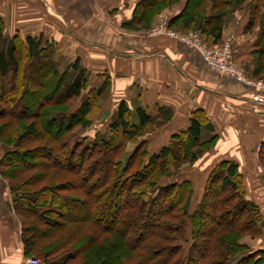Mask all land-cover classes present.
Here are the masks:
<instances>
[{
  "label": "trees",
  "instance_id": "trees-1",
  "mask_svg": "<svg viewBox=\"0 0 264 264\" xmlns=\"http://www.w3.org/2000/svg\"><path fill=\"white\" fill-rule=\"evenodd\" d=\"M245 1L185 0L167 26L199 30L205 41L217 44L226 12L216 9ZM251 1L249 27L254 12L264 9V0ZM179 2L141 0L121 28L147 29L157 13ZM207 7L218 12L208 16ZM257 45L258 60L249 74L261 78L264 25ZM55 52V44L41 36L7 38L0 19V145L11 148L0 159V176L12 195L23 257L40 264H264V251L251 244L263 233L264 219L245 197L237 164L221 161L208 172L201 199L189 213L190 181L161 185L178 162L197 161L216 142V137L201 140L211 131L204 114H193L186 133L149 154L142 139L158 123L121 101L106 136L87 143L76 129L93 125L108 82L88 89L79 59L59 73ZM158 114L162 123L171 120L165 110ZM130 142L134 147L122 157Z\"/></svg>",
  "mask_w": 264,
  "mask_h": 264
},
{
  "label": "crops",
  "instance_id": "crops-1",
  "mask_svg": "<svg viewBox=\"0 0 264 264\" xmlns=\"http://www.w3.org/2000/svg\"><path fill=\"white\" fill-rule=\"evenodd\" d=\"M184 1L160 12L168 16L167 23L179 15ZM140 2L0 0V19L6 30L14 28L11 37L16 33L24 38L41 36L43 42H53L58 53L72 58L71 62L79 59L88 73V89L108 82L107 100L101 103L99 112L106 126L121 101L131 111L145 110L158 123L154 126L157 129L142 139L149 154L169 145L173 135L186 133L193 114L203 113L211 131L204 132L201 140L216 137V142L201 154L207 157L199 172L206 171L207 176L221 161L237 164L245 197L258 206L264 219V151L259 153L264 142V100L252 102L251 88L209 70L201 56L186 46L174 41H150L140 32L122 29ZM248 22V13L232 14L222 29L221 40L230 39L235 62L253 71L262 29L258 22L253 27L247 26ZM159 110L171 114V120L162 123L157 118ZM8 190L0 176V264H26L20 236L18 243L13 242L19 225L15 227L17 221L7 203ZM196 198L200 199L199 195ZM252 247L264 251V230Z\"/></svg>",
  "mask_w": 264,
  "mask_h": 264
},
{
  "label": "rangeland",
  "instance_id": "rangeland-1",
  "mask_svg": "<svg viewBox=\"0 0 264 264\" xmlns=\"http://www.w3.org/2000/svg\"><path fill=\"white\" fill-rule=\"evenodd\" d=\"M181 1L182 0H180V2ZM250 2H252V1L251 0H246L244 3H242L240 5V7H235L233 5H229L226 8L216 9V10H220L222 12L223 11L226 12L224 17H223V19H222V23H221L222 29L224 28V25L227 23L228 19L231 18L232 14H234L236 12H241V11L246 12V13L249 14V12H247V11H249V7H250V5H252V4H250ZM212 11L213 12H218V11L211 10V7H207L205 9L204 13H207V15L210 16L212 14ZM263 13H264V9L263 8H261V10H257V11L254 12V19L252 21L253 26H255V24H257V22H258L260 24V26H261V29H262V25H264V18H262L261 15ZM167 17L168 16H165L164 14H161L160 12L157 13L154 16L155 20L153 21L154 18H152L148 28L141 30L140 31V35L141 36L143 35L144 37H146L150 41H155V42H156V40L157 41H165V42H173L174 40L170 36L171 34H173L174 36L185 37L188 41L193 42L197 46H201L204 49H206L208 52H210L212 54V56L214 55V59H213L214 64L218 60V58H217L218 55H219L220 58H224L222 56V53H223V51L225 49L224 48L225 45L227 43H231L232 44V41L227 38V39H224V40H220V42L217 43V44L211 45L207 41H205L204 35L199 30L198 31H193L190 28H186L184 30H180L179 24L169 28L167 26ZM13 29L14 28H12L10 26L7 27V30L5 29V33H6V37L7 38L10 37L11 35H13ZM71 57H72V55H71ZM71 59L72 58H69L66 55L63 56L62 54L58 53V51L55 52L53 57H52V60L54 62L58 63V69L57 70H58L59 73H61L69 64H71V61H70ZM21 60L23 61V63H22V66H23V64H25L27 62L24 53H23V56L21 57ZM219 67H223V66H219ZM230 67L234 71H238V72L243 73L246 78H248V79H250L252 81H255V82H257L259 80L264 81V75L261 78L251 77L250 74H249L250 69L247 66H245V65H242V66L238 65L235 62L234 59H233V61L230 62ZM7 75H8L9 82H11V79L14 77L12 75L11 71H8ZM106 100H107V97H105V99H101V101L98 103L99 109H98V111H96L95 114L92 115L93 116L92 117L93 125L90 128H88L87 130L76 129L78 131L77 133L79 134V136L81 138L83 136H87L86 137L87 143L94 141V139L101 138L102 136H106V134H107L106 122H105V120L102 121V117L99 115L101 103L106 102ZM77 105H78L77 100H74L71 106L72 107H76ZM156 129H157V127L156 128L154 127L149 132L155 131ZM95 131H97V132H95ZM89 132H91L90 134H92L94 136L93 137L89 136V134H88ZM94 132L97 133V134H95ZM134 144H135L134 142H130L128 145L125 146V150L123 151L122 157H125V153H128L134 147ZM214 145H215V143H214ZM213 146L209 147V149L213 148ZM148 148L149 147H147V149ZM10 149L11 148L9 146L0 145V159L2 158L3 154L6 151L10 150ZM203 152H206V151H203ZM206 157L207 156L201 155L199 157V159L197 161H195V162H191V161L178 162V164L175 165L174 168H171V170L174 173V175L172 177H169V179L170 178H174L176 176L175 178L177 180H181V179L182 180H189L190 184H192V188H193V192H192V195H191L192 196V200H190L188 213L192 211V209L196 206V203H198L200 201V199H201V198L200 199L196 198V196L199 195V197H201V195L203 193V188H204V184L203 183H204V179H205V176H206V174H205L206 171L199 172V167L201 166L202 162H204V159ZM27 160H29V162L32 163V164L34 163V161L37 162V160L35 158H28ZM261 168H263V170H264V164L261 165ZM166 183H167L166 181H163V182H161V185L162 184H166ZM7 187H8V185H7ZM6 195H7V198H8V200H7L8 202L7 203L9 204V207L11 208L12 195L10 193V190L7 191ZM12 217H14V221H17V222H14V225L17 228L18 225L20 226V224H19V221L16 220L14 212H13V216ZM19 236H20V232H18V233L15 232V238L13 239L14 240L13 242L16 241L18 243ZM251 244H253V243L251 242ZM14 245H15V243H14ZM187 246L188 245H184V249L187 248ZM17 251H18V254H17ZM17 251H16L15 256L19 255V249ZM28 259H31V258H28ZM36 260H38V264L41 263L40 259H36Z\"/></svg>",
  "mask_w": 264,
  "mask_h": 264
},
{
  "label": "built area",
  "instance_id": "built-area-1",
  "mask_svg": "<svg viewBox=\"0 0 264 264\" xmlns=\"http://www.w3.org/2000/svg\"><path fill=\"white\" fill-rule=\"evenodd\" d=\"M170 36L175 42L182 44L184 47L186 46L187 48L193 50L198 56H201L209 70L216 72L226 78L232 79L236 83L244 85L245 87L251 88L254 91V93L251 95L252 102L257 103L264 100V81H252L246 78L243 73L234 71L230 67V62L234 59V50L231 43H227L224 47L225 49L222 53V56L224 58H220L218 55V60L214 64V55L212 56V54L203 47L197 46L195 43L188 41L185 37L174 36L173 34H171ZM26 264H38V260H36L35 258L27 259Z\"/></svg>",
  "mask_w": 264,
  "mask_h": 264
}]
</instances>
